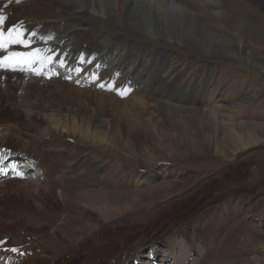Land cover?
Instances as JSON below:
<instances>
[{"label":"bare ground","instance_id":"bare-ground-1","mask_svg":"<svg viewBox=\"0 0 264 264\" xmlns=\"http://www.w3.org/2000/svg\"><path fill=\"white\" fill-rule=\"evenodd\" d=\"M241 2L237 3L233 0H19L17 3L15 0H0V15L5 17V22L0 28L5 31L13 27L20 29L22 26L24 39L30 45L24 47L21 44H12L5 51L0 50V55L3 53L2 56H4L16 50L26 53L40 49L41 55L48 59L37 62L51 63L57 67L63 64L68 72L71 71V74L63 78H60L62 76L55 78L44 76L45 78L29 81L27 78L29 73L24 69L0 68V169L4 172L7 170L11 175L14 174L16 178H11L10 182L16 183L21 177L23 179V173L18 168L25 166L26 163H32L37 168L36 166L42 167L46 162L57 158L51 154L52 151H49L45 144L47 137L54 133L64 135V132L66 137L71 134L77 137L76 141L84 145L91 143L103 146L100 143L106 133L103 136V132L100 131L104 125L101 124L102 119L99 118L97 111H102L103 107H108L107 105L111 103L115 106L121 99L108 95L107 92L124 98L144 91L147 96H144L143 100L134 97L131 101L137 106L131 105L133 115H130L129 119L133 116L132 119L136 121L137 126L149 134L150 138H156L163 151L168 154L167 156L178 163L186 162L185 165L198 169L220 168L222 161L210 158L214 155L213 152L221 155L220 152L225 150L232 155H237L249 147L264 145V125L250 123L248 128L238 126L233 132L224 131L217 121V115H221L219 112L207 114L208 111L204 112L201 109V103L205 102L201 96L195 93L190 96L192 91L183 92L176 88L174 85L177 78L168 77L167 74L170 72L164 73L166 78L162 75L165 70L164 65L161 64L185 46L194 51L203 50V52H193L198 53L196 55L199 57L202 55L206 57L204 54L215 52L214 55L219 53L217 56L234 59L238 57L239 60H246L240 45L234 49L232 42L218 34L210 23L214 18L218 20L229 18L231 27L233 26L242 34L245 26L241 23L246 16L237 12V9L242 8L239 5ZM195 4L198 8H195ZM207 9L212 11L209 12ZM51 13H58L65 21L54 23L55 17L48 15ZM66 22L76 23L77 27L63 34L67 27L64 26ZM90 25H93L91 30L86 28ZM95 32L102 34L99 41L93 40ZM112 39L113 46L104 49L105 44H110L112 41L109 42V40ZM178 43L183 46H179ZM157 44L159 47H155ZM116 51L119 53L126 51L122 54L123 59L118 60L99 75L103 69L101 67H104L109 60L110 53ZM145 53L153 55L154 58L145 60L143 58ZM92 58L94 61L90 62ZM156 58L162 63L157 65ZM127 63L132 64L133 70L122 76L120 74ZM80 64H86L87 68L81 66V69L76 71L74 66H80ZM251 64L253 62L246 63L247 66ZM253 67L258 69L256 66ZM74 72L80 76L79 80L76 82L72 80V84L66 83L67 78L73 76ZM88 77L95 79L93 85L101 84L98 87H104L107 91L100 89L101 91L97 92L90 89L87 86ZM46 78L49 83L46 82L48 81ZM72 103H82L91 111L83 105L73 109ZM146 105L153 106L158 114H161L162 122L170 126H167L169 132L157 125L160 124L161 119L154 122L150 115H143V107ZM23 107H30L31 115L27 112L25 116ZM46 110L56 111L58 114L65 111L70 115L64 114L65 116L61 118L54 116L55 119L48 120L45 114H41V111ZM111 110L113 109L110 108ZM220 110L217 109V111ZM88 111L92 113L91 118L87 115L84 119L81 118ZM71 113L72 117L77 115L81 119L74 118L68 121ZM112 113L115 112L112 111ZM24 119L25 121L28 119L33 126L31 125V128L27 126L23 122ZM89 120L91 123L88 122ZM211 124L215 126L216 134L219 135L215 138L213 146L208 139ZM128 125L134 128V131L139 129L134 127L133 123ZM109 126H106L107 132L111 130ZM114 131L120 138L122 134L120 126L114 128ZM76 141L75 147L80 149L82 145L78 146L80 143ZM18 142L25 146L24 150L17 146ZM34 142L38 143L35 150ZM183 142L190 148L191 154L186 155L183 152ZM118 143L124 145L126 142L120 139ZM223 143L227 145V148ZM201 154L210 156L209 160L196 162L195 160ZM161 159L160 154L148 155L150 166L158 164ZM149 178V175H140L138 183L148 181ZM54 179H65V177L54 176L49 180L46 179L37 191L30 188L31 184L19 187L21 191H25L26 194L28 192V195L38 199L43 208L36 209L39 213L36 222L22 220L15 214H10L11 217L7 214L0 218V235L8 229L10 236L7 240L0 239V264H16L21 259H35L38 261L35 264H146L145 261H140L139 254L146 244L155 240L156 233L143 226H129L121 233L120 228H114L116 233H113L114 229H102L101 232L77 243L76 250L70 249L62 262H53L48 242L51 238L59 237L66 240L64 233L68 230L65 228L67 220L64 217L62 219L65 221L60 219V223L53 220L48 222L43 220L44 217L49 213L57 215L61 210L80 215L91 214L90 203L64 190L58 191V188L56 192L50 185ZM101 192L99 194L103 195ZM53 205L57 207L56 210L48 211L46 207L51 208ZM25 229H36L38 234L33 239V243H30L28 250L31 253L29 254L20 252L21 237L15 238L20 230ZM136 230H145V232H135ZM262 238H260L261 242ZM155 244V241L151 243L155 246L156 257L158 253L166 252L168 256L175 255V264L184 262L185 255L173 251L175 247L184 249L181 242L174 243L168 239L166 248ZM166 249L167 251H164ZM156 262L155 264L161 263ZM220 264H237V262L221 261Z\"/></svg>","mask_w":264,"mask_h":264},{"label":"rangeland","instance_id":"rangeland-1","mask_svg":"<svg viewBox=\"0 0 264 264\" xmlns=\"http://www.w3.org/2000/svg\"><path fill=\"white\" fill-rule=\"evenodd\" d=\"M233 1L237 3L242 1L239 4L242 8L237 9L238 13L241 12V15L246 16L241 23L245 26L242 34L233 26L231 27L229 18L227 20L214 18L210 23L218 34L232 42L234 49L240 45L246 60H239L238 57L234 59L217 56L219 53L214 55L215 52L204 54L206 57L203 55L199 57L196 55L198 53L193 52H203V50L194 51L185 46L161 64L164 65L165 70L162 75L170 72L167 74L168 77L177 78L175 85L173 83L176 88L183 92L192 91L190 96L195 93L205 100L201 103V109L204 112L221 114L217 115V121L220 128L227 132L235 131L238 126L248 128L250 123L264 125V0ZM194 6L198 8L197 4ZM48 15L55 17L54 23L65 21L58 13ZM217 18H219L218 15ZM64 26L67 27L63 34L77 27L76 23L69 22H66ZM86 28L91 30L93 25ZM101 38L100 32L93 33L94 41H99ZM109 42L111 43H106L104 49L113 46L114 40ZM178 45L183 46L180 43ZM124 52H111L109 60L105 63V69L103 68L99 75L103 74L106 68H110L118 60L123 59ZM143 58L152 60L154 56L145 53ZM93 59L90 62H93ZM159 60L156 58L157 65L162 63ZM247 62H253V64L247 66ZM131 65L127 63L120 75L131 72L133 70ZM80 66L87 68L86 64H80ZM59 67L65 69L63 64H59ZM75 74L74 72L71 80L67 78L66 83L72 84V80L75 82L79 80L80 76ZM60 76L63 78L65 74L61 73ZM43 77L27 76L29 81ZM46 82L49 83V80ZM93 84L94 81L87 82V86L93 91H107L104 87H98L101 84ZM107 94L121 99L115 106L111 103L107 105L108 107H103L102 111H97L99 118L103 120L101 124L104 125L100 131L103 132V136L106 133L100 143L103 146L91 143L84 145L75 140L76 136L71 134L64 136V132V135L57 133L49 135L45 143L46 147L57 158L46 162L42 167L36 166L37 168L32 163H26L25 168L23 166L22 169L29 168L30 171L16 183L10 182L11 174L7 175L8 178L6 177L5 181H0L2 182L0 183V218L7 214L8 216L15 214L22 220L36 222L39 215L36 209L43 208L41 207L43 205L33 195H28V192L26 194L19 187L31 184L30 188L37 191L46 179L62 176L65 179H54L50 185L55 190L56 188L58 191L64 190L90 203L91 214L80 215L61 210L57 215L49 213L44 219L41 218L44 221L53 220L59 223L64 217L67 220L65 228L68 230L64 233L66 240L59 237L51 238L48 242L53 262H62L70 249L76 250L77 243L101 232L102 229L120 228L121 233L129 226H143L145 229L149 228V231H155L156 238L151 242L155 241V245L166 248L168 239L174 243L181 242L184 249L178 247L173 249L174 252L185 255V260L181 264H220L221 261H234L237 264H264V145L249 147L237 155H232L225 150L220 152L221 155L213 152L214 155L209 157L222 161L220 168L198 169L187 166L186 162L178 163L167 156L168 154L163 151L157 139L150 138L149 134L137 126L136 121L132 119L133 116L129 119L130 115H133L131 105L137 106L131 101L134 97L143 100L144 96H147L144 91L124 98L111 92ZM81 105L90 110L82 103H72L73 109L80 108ZM110 108L113 110L110 111ZM143 108L144 116L150 115L154 122L161 119V114H158L153 106L146 105ZM218 108L221 110L217 111ZM118 109L119 112H117ZM31 110L30 107H23L24 112H22L25 116L28 113L31 115ZM90 111L81 118L84 119L87 116L91 118ZM112 111L115 113L113 114ZM42 113L46 115L45 118L48 117V120L55 117L61 118L65 116L64 114L70 115L65 111L58 114L56 111L46 110L41 111ZM69 117L68 121L74 118L81 119L77 115L72 117V113ZM23 122L30 128L33 126L28 119L26 121L24 119ZM128 123H133V126L139 129L134 131ZM159 123L157 125L168 131L169 125L166 122H162L161 119ZM213 124L209 128L208 135L212 146L215 138L219 136ZM106 126L111 129L109 132L106 131ZM118 126L123 134L120 138L116 135V131H114L115 134L113 132V129ZM120 139L125 140L126 143L120 145L118 143ZM75 141L80 143L78 146L82 145L80 149L75 147ZM33 145L35 150L38 143L34 142ZM223 145L227 148L226 144L223 143ZM17 146L21 150L25 149L20 142ZM183 146V152L186 155L191 154L190 148L184 142ZM153 154H160L162 159L158 164L150 166L148 155ZM209 157L201 154L195 161L204 162L209 160ZM140 175H149L150 178L148 181H143L144 183H138ZM76 176L77 178H74ZM100 191L103 195L99 194ZM46 208L53 212L57 207L53 205L51 208ZM139 231L145 232V230ZM116 232L114 229L113 233ZM19 236L21 237L20 252L31 253L28 248L30 243H33V239L38 236L36 229L20 230L15 238L19 239ZM106 236L103 238H107ZM9 237L8 229L0 235V239L4 240ZM261 237H263L262 242ZM151 243L141 249L140 261H145L146 264H155L153 262L156 261L161 262L160 264H175L176 258L173 254L168 256L166 252L158 253L156 257L155 246ZM36 262L38 261L35 259H21L16 264H35Z\"/></svg>","mask_w":264,"mask_h":264},{"label":"snow or ice","instance_id":"snow-or-ice-1","mask_svg":"<svg viewBox=\"0 0 264 264\" xmlns=\"http://www.w3.org/2000/svg\"><path fill=\"white\" fill-rule=\"evenodd\" d=\"M19 3V0H15ZM5 22V17L0 15V26ZM10 44H21L24 47H29V42L24 39V31L21 26L20 29L15 27L7 30V33L0 28V49H7ZM48 59L41 55V50L36 49L31 52H11L8 56L0 58V67H15L17 65H31L39 60ZM12 251H17L12 249Z\"/></svg>","mask_w":264,"mask_h":264}]
</instances>
